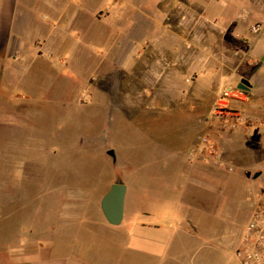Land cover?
<instances>
[{"label": "rangeland", "instance_id": "rangeland-1", "mask_svg": "<svg viewBox=\"0 0 264 264\" xmlns=\"http://www.w3.org/2000/svg\"><path fill=\"white\" fill-rule=\"evenodd\" d=\"M156 1L165 0H142V8L130 9V18L154 13ZM118 12L107 8L96 16L107 18L108 26L115 28ZM252 16L253 37H240L237 45L245 51L240 57L252 73L251 83L247 81L251 90L238 89L251 110H240L264 118V13L254 8ZM105 35L104 40L90 41L91 36L66 41L62 47L51 39L45 53L31 62L15 61L29 66L23 81L30 82L34 94L13 85L0 88V178H9L7 185H0V264H13L18 251L11 248L22 240L40 241L27 252L40 246L43 257L72 256L87 264H200L203 258L214 259L213 264H240L235 251L257 197L264 195V134L221 132L226 130L214 119L205 129L198 120L188 119L179 101L167 111L156 109L139 97L150 89L151 69L139 65L118 71L113 62L119 48L117 31ZM62 58L66 61L60 62ZM90 85L100 86L105 100L89 101ZM204 135L218 145L225 162L232 161L235 171L203 161L210 164L206 178L221 181L219 193L209 187L204 194L201 185L189 186L196 199L189 203L197 211L180 218L170 200L178 185L188 187L193 175L187 154ZM162 148L165 155L158 152ZM133 180L145 187L132 190ZM114 183L129 186L119 227L111 226L100 208ZM140 224L179 226V243L165 247L163 254L131 249L130 233ZM202 241L210 247L197 251Z\"/></svg>", "mask_w": 264, "mask_h": 264}, {"label": "crops", "instance_id": "crops-1", "mask_svg": "<svg viewBox=\"0 0 264 264\" xmlns=\"http://www.w3.org/2000/svg\"><path fill=\"white\" fill-rule=\"evenodd\" d=\"M141 2L142 0H0V88L13 85L22 91L29 89L34 94L30 82L23 81L29 66L18 65L15 61L26 59L31 62L34 57L45 53L46 44L51 39L58 47H62L66 41H85L91 36L90 41L104 40L107 32L117 31L119 48L113 60L117 63V70L126 71L139 65V68L146 66L151 69L152 76L147 84L150 89L146 94L139 95L140 99H148L160 111H167L174 101H179L185 106L188 119L198 120L206 129L221 90L224 87L238 90L242 81H249L252 73L245 68L243 58L240 57L245 51L237 45L240 37L243 40L253 37L249 29L253 9L258 8L263 14L264 3L254 5L241 0L156 1L152 3L158 9L154 13L148 11L144 18H130V9L142 8ZM157 3L159 4L156 5ZM107 8L119 10L112 22L118 27L111 28L107 24V18L96 16L97 11L101 13L102 9ZM160 8L165 10L160 11ZM42 11L49 16H41ZM179 22L183 23L182 27L178 26ZM148 34L150 37L146 38ZM91 46L98 48L97 44ZM104 57L107 58L108 55ZM64 61L66 60L63 58L60 60ZM66 67H69V63ZM87 89L89 101L105 100L100 86L90 85ZM246 101V98L241 101L230 100L228 105L248 112L251 109ZM158 152L165 155L166 148L159 149ZM208 165L210 164L204 162L192 163L190 174L194 178L187 182L188 187L180 184L173 192L176 196L170 200L174 202L171 206L174 214L180 218L193 217L197 211V207L189 203L196 200L189 186L201 185L204 194L209 187L219 193L221 181L205 176ZM8 183L9 178H0V185ZM126 185L127 200L129 186ZM141 187H145L142 182L133 180L132 190ZM126 206L125 202V214ZM178 228L179 226L176 229H164L160 226L137 225L130 233L129 246L131 249L145 248L156 254H163L165 247L173 242L179 243ZM38 242L40 241L30 243L22 240L18 247L11 248L18 251L13 256V264H87L72 256L43 257L40 246L38 251H26L36 247ZM202 243L197 251L205 246L210 247L208 243ZM218 259L222 262L220 257ZM213 261L214 259L203 258L200 264H213Z\"/></svg>", "mask_w": 264, "mask_h": 264}, {"label": "built area", "instance_id": "built-area-1", "mask_svg": "<svg viewBox=\"0 0 264 264\" xmlns=\"http://www.w3.org/2000/svg\"><path fill=\"white\" fill-rule=\"evenodd\" d=\"M258 31V30H255ZM243 92L224 87L215 103L210 119L216 121L221 132H259L264 134V118L243 113L239 108L230 107V100L241 101ZM248 130V131H247ZM190 163L215 161L230 173L235 171L231 162L223 160L218 145L209 135H204L187 154ZM240 264H264V195L257 197L250 220L243 229L240 245L235 251Z\"/></svg>", "mask_w": 264, "mask_h": 264}, {"label": "water", "instance_id": "water-1", "mask_svg": "<svg viewBox=\"0 0 264 264\" xmlns=\"http://www.w3.org/2000/svg\"><path fill=\"white\" fill-rule=\"evenodd\" d=\"M238 89L242 91H250L251 87L247 81H242ZM108 155L115 158L113 151H110ZM260 175V172L255 174L254 179H257ZM126 195L127 186L123 183H114L110 190L105 193L101 199V211L106 221L113 227H119L124 222Z\"/></svg>", "mask_w": 264, "mask_h": 264}]
</instances>
